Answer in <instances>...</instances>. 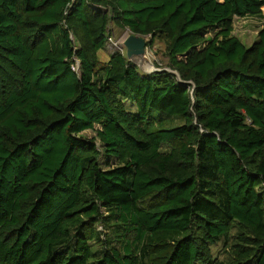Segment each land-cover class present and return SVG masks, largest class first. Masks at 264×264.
I'll return each instance as SVG.
<instances>
[{
    "label": "trees",
    "instance_id": "1",
    "mask_svg": "<svg viewBox=\"0 0 264 264\" xmlns=\"http://www.w3.org/2000/svg\"><path fill=\"white\" fill-rule=\"evenodd\" d=\"M262 7L0 0V264H264ZM110 26L171 71L102 62Z\"/></svg>",
    "mask_w": 264,
    "mask_h": 264
},
{
    "label": "rangeland",
    "instance_id": "2",
    "mask_svg": "<svg viewBox=\"0 0 264 264\" xmlns=\"http://www.w3.org/2000/svg\"><path fill=\"white\" fill-rule=\"evenodd\" d=\"M261 28H264V7H262V13L260 15L235 17L233 21L232 33L243 43V45L249 46L257 38V33ZM128 33L129 31L126 29H119L110 26L108 32L106 33L107 42L105 48L98 52V58L102 62H106L110 54L113 52L120 51L125 54L123 40ZM144 38L147 41L150 39L149 36H144ZM145 62L152 67L151 69L157 68L167 70L166 47L162 37L150 39L149 43L147 44L145 48V54L140 63L142 67L140 71L142 72L151 70L144 67ZM78 136L91 138L95 136V132L92 130H85L79 133ZM96 142L99 144L98 140H96ZM97 229L101 231L102 228L100 225H98ZM235 233L236 229H233L228 237V241L221 240L212 246L213 256L228 262L230 254L228 252L229 250L225 248L227 247V244L232 243V237Z\"/></svg>",
    "mask_w": 264,
    "mask_h": 264
},
{
    "label": "water",
    "instance_id": "3",
    "mask_svg": "<svg viewBox=\"0 0 264 264\" xmlns=\"http://www.w3.org/2000/svg\"><path fill=\"white\" fill-rule=\"evenodd\" d=\"M147 40L140 36L139 34H133L129 32L127 36L123 40V46L125 48V56L129 61L134 63L136 66L141 69V61L145 54ZM162 69H151L150 71H146L145 73H150L152 71H159ZM167 70L171 71L169 68ZM144 72V71H143Z\"/></svg>",
    "mask_w": 264,
    "mask_h": 264
},
{
    "label": "bare ground",
    "instance_id": "4",
    "mask_svg": "<svg viewBox=\"0 0 264 264\" xmlns=\"http://www.w3.org/2000/svg\"><path fill=\"white\" fill-rule=\"evenodd\" d=\"M144 64H145V66H144L145 68H147V69H151L152 68L148 63L145 62Z\"/></svg>",
    "mask_w": 264,
    "mask_h": 264
}]
</instances>
